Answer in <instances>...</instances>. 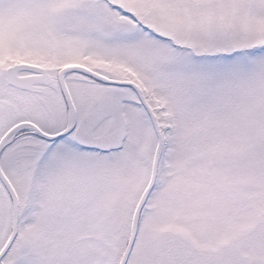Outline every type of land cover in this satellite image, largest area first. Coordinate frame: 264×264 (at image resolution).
<instances>
[{"label":"snow or ice","instance_id":"snow-or-ice-1","mask_svg":"<svg viewBox=\"0 0 264 264\" xmlns=\"http://www.w3.org/2000/svg\"><path fill=\"white\" fill-rule=\"evenodd\" d=\"M0 264H264V0H0Z\"/></svg>","mask_w":264,"mask_h":264}]
</instances>
